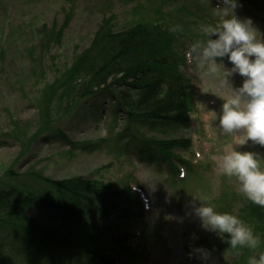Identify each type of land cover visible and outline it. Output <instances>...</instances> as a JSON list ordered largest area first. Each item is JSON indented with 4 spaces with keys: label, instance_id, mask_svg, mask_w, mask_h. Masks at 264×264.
<instances>
[{
    "label": "rangeland",
    "instance_id": "rangeland-1",
    "mask_svg": "<svg viewBox=\"0 0 264 264\" xmlns=\"http://www.w3.org/2000/svg\"><path fill=\"white\" fill-rule=\"evenodd\" d=\"M238 3L241 6L236 14L241 19H251L264 33V0H238ZM218 6L220 0H0V181H9L7 173L11 170L22 185L33 184L27 173L39 171L53 180L82 175L99 178L103 184L114 188L133 189L134 202L122 201L105 218L95 216L89 229L96 246L121 252L122 264H248L250 257L258 259L264 252L262 230L253 229L261 245L255 253L247 252L244 261L241 256L245 249L237 254L230 248L227 235L220 237L203 230L190 207L193 198L207 196L218 212L239 216L248 200L239 191V185L221 172L219 158L229 148L255 152L264 158V147L253 145L251 141L239 146L235 138L220 134L219 121L213 112L220 114L229 91L205 76L187 56L190 45L199 38L195 29L200 24L219 22L212 10ZM104 19H109L115 30L137 21H157L169 28L176 25L183 28L178 49L185 57L181 71L192 106L190 131L181 135L191 143L188 152L183 153L188 163L178 166L183 175L139 157L136 148H132L128 156L115 151L111 135L117 133L122 124L109 111L111 105L106 96L91 98L75 108L61 124L65 137L54 134L46 139L40 135L24 153L9 136L11 118L28 123L30 135L36 130L34 99L43 82L39 68L32 72L29 48L38 49L41 27L55 25L59 28L64 22L68 23L61 43L51 49L52 59H45L44 63L51 71L60 70L75 53L90 44ZM223 63L226 68L232 67L227 58ZM230 79L234 87L242 86L243 78L239 74ZM67 141L81 145L73 147ZM124 192L126 195V190ZM29 213L46 227L58 223L40 205L31 207ZM133 237L131 255L123 259ZM68 245L72 251L76 250L72 244ZM201 248L211 254L207 261L194 252ZM2 249L0 258L5 260H0V264L30 263L27 258H10L6 254L8 248ZM60 257L55 264H71L66 254Z\"/></svg>",
    "mask_w": 264,
    "mask_h": 264
},
{
    "label": "trees",
    "instance_id": "trees-1",
    "mask_svg": "<svg viewBox=\"0 0 264 264\" xmlns=\"http://www.w3.org/2000/svg\"><path fill=\"white\" fill-rule=\"evenodd\" d=\"M67 25H43L38 49L29 48L32 72L39 68L43 82L34 99L36 130L30 135L28 123L11 118L9 136L25 153L40 135L46 139L54 134L64 136L61 124L75 108L91 98L106 96L109 111L122 124L111 135L115 151L128 156L136 148L139 157L179 173L178 166L188 163L183 153L188 152L191 143L181 135L190 131L192 110L181 71L185 57L178 49L182 32L172 33L157 21H137L115 30L110 20L104 19L87 47L75 53L65 67L51 71L44 65L45 59H52L51 49L61 43ZM67 142L73 147L81 145ZM7 175L9 181H0V252L7 247L10 258H27L29 264H55L65 254L71 264H122L121 252L96 246L89 229L96 217L105 218L122 201L134 202L133 189L114 188L99 178L82 175L53 180L39 171L27 173L33 184L22 185L14 172L10 170ZM35 205L42 206L58 223L44 226L29 213ZM238 217L264 232V207L248 200ZM134 239L129 240L123 259L131 255ZM68 243L76 250L72 251ZM247 252L251 253L245 249L241 256L244 261Z\"/></svg>",
    "mask_w": 264,
    "mask_h": 264
},
{
    "label": "clouds",
    "instance_id": "clouds-1",
    "mask_svg": "<svg viewBox=\"0 0 264 264\" xmlns=\"http://www.w3.org/2000/svg\"><path fill=\"white\" fill-rule=\"evenodd\" d=\"M240 6L238 0H220V6L212 9L219 22L200 24L195 29L199 38L190 45L187 56L205 76L229 91L220 114L213 112L219 121L220 134L235 138L239 146L251 141L253 145L264 147V33L251 19H241L236 14ZM169 31L180 33L183 28L176 25ZM224 58L232 65L230 69L225 67ZM235 74L243 78L240 87H234L230 79ZM219 159L221 172L239 185L244 197L264 207V158L255 152L229 148ZM210 200L201 196L190 202L201 228L220 237L227 235L230 248L237 254L243 249L255 253L261 239L253 228L236 215L218 212ZM194 252L205 261L211 255L202 248ZM248 264H264V252L258 259L250 257Z\"/></svg>",
    "mask_w": 264,
    "mask_h": 264
}]
</instances>
